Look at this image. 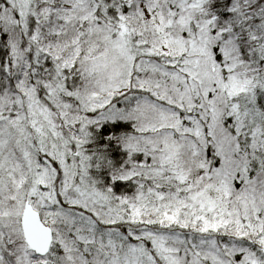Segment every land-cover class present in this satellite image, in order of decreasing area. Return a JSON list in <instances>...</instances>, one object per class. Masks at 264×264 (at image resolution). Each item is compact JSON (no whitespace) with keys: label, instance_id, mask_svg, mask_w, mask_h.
Masks as SVG:
<instances>
[{"label":"snow or ice","instance_id":"snow-or-ice-1","mask_svg":"<svg viewBox=\"0 0 264 264\" xmlns=\"http://www.w3.org/2000/svg\"><path fill=\"white\" fill-rule=\"evenodd\" d=\"M0 264H264V0H0Z\"/></svg>","mask_w":264,"mask_h":264}]
</instances>
